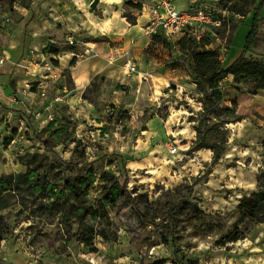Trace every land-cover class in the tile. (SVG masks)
<instances>
[{"label": "rangeland", "instance_id": "obj_1", "mask_svg": "<svg viewBox=\"0 0 264 264\" xmlns=\"http://www.w3.org/2000/svg\"><path fill=\"white\" fill-rule=\"evenodd\" d=\"M172 1L177 11L196 4L221 10L239 2ZM252 1L246 0L250 12L244 17L226 13L208 47L218 50L223 65L236 54L257 59L243 54L261 0L250 8ZM114 2L0 0V180L24 173L34 155L49 183L93 168L96 181L86 205L105 211L104 220L93 222L99 235L84 246L75 226L65 235L60 216L42 212L38 196L13 195V205L0 214V264H264V207L254 219L237 209L258 192L264 167V91L251 95L222 80L220 109L216 118L206 117L207 88L197 89L190 57L181 55L177 40L144 34L152 0ZM114 4L127 23L138 25L134 41H113L123 33L116 34L117 27L108 32ZM259 30L264 38L263 20ZM50 44L61 51L58 56L43 53ZM107 45V65L121 55L142 63L144 76L95 77L75 102L71 61L92 57L89 48L104 55ZM203 143L222 148L216 164ZM114 181L129 198L111 201ZM234 233L243 239L225 243Z\"/></svg>", "mask_w": 264, "mask_h": 264}, {"label": "trees", "instance_id": "obj_2", "mask_svg": "<svg viewBox=\"0 0 264 264\" xmlns=\"http://www.w3.org/2000/svg\"><path fill=\"white\" fill-rule=\"evenodd\" d=\"M253 0L250 4H255ZM264 0H261L255 9L249 26V31L245 37L243 54L251 53L256 42L259 31V11L263 6ZM246 0L235 2L230 8L223 7L229 13L246 16L249 9L246 8ZM140 7L138 8V10ZM126 18V16H124ZM128 19V18H127ZM134 25V22H130ZM154 39H163L155 36ZM166 41V40H165ZM214 38L204 37L199 41L191 37H182L176 41V44L182 56H188L192 60V75H194L197 83V89L200 86L207 90L204 93V113L206 117L213 115L216 118L219 111L222 94L219 90V83L231 75L233 84L243 86L251 95L257 94L258 91H264V62L259 59H246L243 55L239 56L229 65H223L219 60L218 50L209 49ZM60 50L57 46L50 44L43 50L45 55L58 56ZM77 60L73 59L69 68L75 66ZM201 148L210 149L213 152V163L216 164L223 150L218 145L201 144ZM264 146V140L263 144ZM40 159L37 155L30 156V160L26 163V171L14 175L4 176L0 180V214L9 209L13 203L9 200L13 195L23 198L25 193L38 196L42 212L49 217L60 216V226H62L65 235H69L72 228L76 227L75 234L77 241L84 246H89L99 235L93 229V222L105 219V211L103 208H96L86 205L90 191L94 188L96 174L93 168H84L77 170L74 176L62 180L60 183L46 182L39 173ZM106 175V174H104ZM101 176L103 179L105 176ZM258 192L250 197H244L237 209L246 218L254 219L256 211L264 207V167L257 178ZM111 201L120 197L129 198L124 185L114 181L113 186L108 190ZM16 204L23 206V202L18 199ZM2 216H0V220ZM264 222V216L259 223ZM91 223V224H90ZM4 236V229L0 226V242ZM243 239L242 234L234 233L224 237L225 243H233Z\"/></svg>", "mask_w": 264, "mask_h": 264}, {"label": "built area", "instance_id": "obj_3", "mask_svg": "<svg viewBox=\"0 0 264 264\" xmlns=\"http://www.w3.org/2000/svg\"><path fill=\"white\" fill-rule=\"evenodd\" d=\"M227 12L226 9L220 10L216 5L213 9L207 4H196L177 11L172 0H152L147 6L144 34L150 39L159 36L168 42L182 37H191L196 41L204 37L215 39ZM69 43L73 44V41L69 40ZM3 65L4 59L0 56V68ZM124 66L128 74L136 72L137 65L132 60H125ZM175 151V148L171 149L172 153Z\"/></svg>", "mask_w": 264, "mask_h": 264}, {"label": "crops", "instance_id": "obj_4", "mask_svg": "<svg viewBox=\"0 0 264 264\" xmlns=\"http://www.w3.org/2000/svg\"><path fill=\"white\" fill-rule=\"evenodd\" d=\"M111 1H115L114 3H118L119 0H111ZM114 7H109L113 9L108 14L109 16L108 21L110 22V25H111L108 28V32L109 33L115 32L113 28L117 27L119 28V30L116 31V34H121L122 32L123 33L122 35L117 36L116 38H113V41H117V42L119 41L122 44H126L128 43V41H131V40L134 41L132 36L134 35V33L137 32L136 28L138 25L132 26L129 23H127V21L125 20V17L121 13V10L117 9L118 7L117 4H114ZM259 19L263 20L264 22V18H259ZM118 31H122V32L118 33ZM260 31L261 30H259L258 32L253 50L249 54V55L255 56L259 60L263 58L262 56H264V38H262V34H260ZM109 43L107 44L109 45ZM108 45L106 48L102 47V49L104 50V55L98 54V51H96V48H89V51L95 54L92 57H87L85 59L77 61L75 66L70 68V75L73 79V93L72 94H73V98L75 102L80 101V98L83 96V93L90 86L92 80L95 77H98V76L105 77L106 79L110 81H115V80L123 81L125 79H128V77H130V74H127L128 75L127 76L121 73V69L123 67L122 64L124 62V58L121 55L116 56V59L114 62L110 63L109 65L106 64L107 59L104 58L103 56H105L109 51H111ZM230 50H231V47H230ZM238 56L239 55L237 54L234 55V57L230 60V62L227 65L232 63ZM136 64H137V70L135 73H132V74H134V76L137 75V77L139 75L144 76L145 73L139 71V69H141L143 64L142 63H136ZM79 66H81V68L78 70ZM4 78L8 79L9 76H5ZM223 81L233 82V77L229 75L226 78H224Z\"/></svg>", "mask_w": 264, "mask_h": 264}, {"label": "bare ground", "instance_id": "obj_5", "mask_svg": "<svg viewBox=\"0 0 264 264\" xmlns=\"http://www.w3.org/2000/svg\"><path fill=\"white\" fill-rule=\"evenodd\" d=\"M173 116H175V115H173ZM176 118L178 117V115L177 116H175ZM181 132H183V131H181Z\"/></svg>", "mask_w": 264, "mask_h": 264}]
</instances>
